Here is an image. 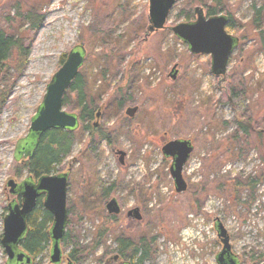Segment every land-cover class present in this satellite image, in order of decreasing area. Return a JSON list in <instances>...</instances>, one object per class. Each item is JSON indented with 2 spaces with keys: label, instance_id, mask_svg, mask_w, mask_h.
<instances>
[{
  "label": "rangeland",
  "instance_id": "1",
  "mask_svg": "<svg viewBox=\"0 0 264 264\" xmlns=\"http://www.w3.org/2000/svg\"><path fill=\"white\" fill-rule=\"evenodd\" d=\"M201 1L207 6L215 3ZM31 3L43 21L33 34L21 31L23 41L28 38L26 62L19 69L17 54L12 52L0 67V242L6 206L13 199L6 184L9 180L18 183L29 175L24 163L14 160L16 142L27 135L53 74L71 49L82 45L86 55L80 71L83 81L92 83L86 92L91 90L89 95L96 102L117 92L126 102L121 117H105L100 112L99 118H93L91 125L103 139L79 123L72 132L70 154L55 166L53 173L68 172L67 240L60 249V264L130 262L128 251L127 260L120 258L118 262L115 248L121 233L133 242L146 238L148 258L133 259L132 264H216L221 245L213 228L215 218L226 230L239 264H264V197L253 200L254 189L235 188L238 177L255 176L254 172L264 169V147H255L245 161L227 160L224 154L230 150L225 140L235 129L238 115L245 111L243 107L254 108L264 100V81H260L264 53L256 47L258 33L243 28L253 15V4L264 6V0L217 1V8L227 11L219 14H231L242 26L240 33H230L239 38V44L226 72H236L237 86L224 82L221 89L209 72V56L192 57L169 30L183 22L180 11L184 0H177L169 14L168 29L146 39L145 28L142 32L138 27L143 20L147 26L148 0H0V30L6 29L7 17L13 18L22 6ZM196 6L191 5V10ZM249 46H253L250 52ZM102 53L116 58L105 72V81L97 77L102 68L95 64V57ZM146 63L156 67L158 85L144 79ZM172 71L174 80L170 79ZM135 106V117H125V110ZM63 110L77 114L70 106ZM213 119L229 125L212 129ZM253 121L261 123L257 117ZM175 139L193 144L182 175L196 188L197 198L191 191L186 195L174 191L168 171L171 160L162 156L161 147ZM260 142L264 144L263 135ZM118 152L125 155L122 163ZM214 159L219 169L211 166ZM106 190L107 196L100 199V192ZM256 190L264 194L262 186ZM111 198L120 207L118 216L107 215L104 208ZM136 207L142 215L139 222L126 218V212ZM50 251L51 245L34 264H51ZM6 259L0 243V264Z\"/></svg>",
  "mask_w": 264,
  "mask_h": 264
},
{
  "label": "water",
  "instance_id": "2",
  "mask_svg": "<svg viewBox=\"0 0 264 264\" xmlns=\"http://www.w3.org/2000/svg\"><path fill=\"white\" fill-rule=\"evenodd\" d=\"M175 3L176 0H148L147 30L149 33L164 28ZM193 13L195 16L193 21L178 23L171 26L169 30L176 39L186 45L189 54L209 56L210 73L218 79V87H220L225 79L229 57L236 49L238 39L226 32L225 26L228 19L226 15L206 18L200 7H195ZM84 57L85 50L82 45L74 46L67 54L61 67L51 77L46 86L45 94L31 118L27 135L16 142L14 150L16 162L31 158L38 146L40 137L47 131L65 130L73 132L77 129V116L63 110L62 100L65 92L77 76ZM170 79H175L174 71L170 74ZM135 112L136 108H128L125 115L131 118ZM98 117L99 112L96 115V118ZM192 151L191 141L187 139L171 140L161 147L162 156L171 160L168 171L176 194L183 193L187 188L182 172ZM117 154L119 155V162L122 163L124 153L118 152ZM6 185L9 187L10 195L21 197L20 205L14 201L9 203L7 214L3 218L1 245L7 255V264H31V258L18 249V245L27 233V217L40 195H44L43 208L52 216V224L48 231V237L51 241L49 261L51 264H60L59 244L67 222V175H43L36 181L27 177L19 184L9 180ZM104 208L109 215L119 213L117 202L114 199L107 201ZM127 215L136 220L141 218L138 209H132ZM214 228L216 237L221 244V250L215 256V263L239 264L238 257L231 251L228 234L218 219L215 220Z\"/></svg>",
  "mask_w": 264,
  "mask_h": 264
},
{
  "label": "trees",
  "instance_id": "3",
  "mask_svg": "<svg viewBox=\"0 0 264 264\" xmlns=\"http://www.w3.org/2000/svg\"><path fill=\"white\" fill-rule=\"evenodd\" d=\"M217 1L218 0H215V3L213 5L207 6L206 3L201 0H184L185 7L180 11V17L183 18L184 22H189L190 20H192L193 12L191 10V5H194L195 3L203 9L207 16H216L220 15L219 13H227V11H225L224 9L217 8ZM22 7V11H18L17 14L13 16V18L7 17L5 19L6 24H4V26L6 25V29L0 30V67L4 66L3 62L11 57L12 52H16L17 66L19 69H22L29 52V45L27 47H24L28 38L23 41L25 34H23L21 31L24 30V32L33 34V32L41 25L43 21V16L38 12L39 9H36L32 3L24 5ZM252 10L253 15L247 23V26H243V28H247V30L251 28V31L254 30L258 33L259 40H257V42L259 46L256 47H258L257 49L264 53V6L257 7L253 4ZM225 15L228 17L226 31L228 33H240V28L242 26H240L232 18L231 14ZM138 28H144V20L142 22V25H140V27ZM138 28L135 27L134 34H137L139 32L137 30ZM8 30L12 31L13 33L9 32ZM97 39L98 41H103V39ZM92 42H95L94 36H92ZM115 42L117 44H121L120 41L115 40ZM253 46H249L247 50L250 52V50H253ZM242 51L243 49L239 51L238 55L241 54ZM63 58L64 56L62 57V61H64ZM115 60L116 58L112 54L106 55L102 53L101 55H97L95 57V64L97 67L102 68L101 71H97V77L105 81V72H107V68L110 70L111 68L109 67L114 66ZM81 68L79 69V72L75 79L72 81L69 89L64 94L62 104L63 107L70 106L72 111H75L77 113L79 123L84 125L83 129L90 130V134H93V132L96 131L97 139H103L104 135L99 130L93 129L91 125L93 118L96 117L97 111L100 110L101 114L105 115V117H121L122 107L125 104L126 100L119 98L116 94L117 92H110L108 98L104 99L103 101H93L92 97L89 95V92H91V90L86 92V90H88L86 88H89L92 83L83 81V77L81 74L82 71H80ZM235 73L236 72L234 70L230 71L226 75L223 83L225 82L226 85L233 84V86L236 87L237 78ZM260 81H264V75L261 76ZM223 83L220 85V87H218L217 85L218 89L222 88ZM100 90L101 89L98 90L96 96H99ZM119 90H123V88L117 89L116 91ZM231 91L233 92L234 89H231ZM71 93L75 94L74 97L72 95L73 98L68 96ZM241 93H244V91H241ZM112 96L114 97L111 98ZM242 110L245 111H241V113L238 115V118L234 123L235 129L225 140V144L230 147V150L224 153L227 160H241L242 152L246 147L249 148L255 146L258 150H260L259 148L264 147V144H261L260 142L261 136H259L257 139L258 142H260L259 147L257 146L256 139L253 135L249 134L248 138L245 136L244 132L246 130V127L241 121L244 114L247 113V117L250 122H254V118L257 117L260 118L261 123L264 124V100H262L261 102H257L254 108H248L244 106ZM220 125L227 126L229 125V123L227 121L219 123L218 121L213 119L211 128H220ZM71 145L72 132L69 133L63 130H49L41 137L35 153L28 161L24 163V167L28 171L29 175H32L34 178H37L42 174L51 173L55 169V166L60 165L63 159H65L70 154ZM211 166L219 169V164L215 159L211 160ZM216 170L214 172H216ZM263 171L264 169H261V171H256L255 176H249L246 179V182L243 183L246 184V186H241V179L237 180L235 188L240 189L241 187H248V189H253L256 184L255 180L253 179L259 178L264 180V175L262 173ZM215 175H217V172L215 173ZM194 191H196V188H191V192H193L192 196L194 198H197V194L195 195ZM106 196L107 190L100 192L99 198L104 199ZM51 221V215L47 211H45L40 204L36 206V208L33 209L31 214L28 216V231L25 239L21 242V246L32 256L33 260H36L37 257L44 254L46 248L49 245L50 240L48 238L47 232L50 227ZM65 239L63 241H65ZM146 243L147 241L145 237H140L139 240L137 239V241L133 242L121 233L117 238V248H115V252L119 256V258L126 259L125 252L128 251V260H130L129 264H132L133 259L140 261L142 259L145 260L148 258Z\"/></svg>",
  "mask_w": 264,
  "mask_h": 264
},
{
  "label": "flooded vegetation",
  "instance_id": "4",
  "mask_svg": "<svg viewBox=\"0 0 264 264\" xmlns=\"http://www.w3.org/2000/svg\"><path fill=\"white\" fill-rule=\"evenodd\" d=\"M176 2H177V0H176ZM176 4V3H175ZM175 6V5H174ZM196 7H199V6H196ZM202 9V8H201ZM203 10V9H202ZM193 12V11H192ZM204 15H205V17L206 18H209V17H211V16H207L206 14H205V12H204ZM195 19V16H194V13H193V19L192 20H190V21H193ZM228 20V19H227ZM184 22V21H183ZM227 24V23H226ZM144 28H145V31H144ZM144 28L142 29V32L144 31V39H146L148 36H150L151 34L153 35V34H155L156 32H163L165 29H168V27L166 26V23H165V25H164V28L163 29H161V30H158V31H155V32H152V33H149L148 32V30H147V28H148V21H147V26L145 27V25H144ZM225 29H226V26H225ZM227 32V31H226ZM228 33V32H227ZM230 34V33H229ZM231 35V34H230ZM173 38L175 39V40H178V39H176L174 36H173ZM238 38V37H237ZM179 41V40H178ZM238 43H239V38H238ZM185 45V44H184ZM187 49V48H186ZM188 51V50H187ZM189 53V52H188ZM191 55V54H190ZM192 57H199V56H205V55H195V56H193V55H191ZM146 66V68H144L145 70L144 71H146V74H143L144 75V79H146L147 81H148V83L150 84V85H152L153 84V86H155V85H158V84H155V82L158 80V78L156 77V74L158 73V71H156V67L154 68V67H152V66H150V65H148L147 63L145 64ZM140 66V65H139ZM142 68V66H140V69ZM153 68V69H152ZM210 70V69H209ZM210 72V71H209ZM215 78V77H214ZM154 88V87H153ZM137 106H135V107H130V108H136ZM98 111H100V110H98ZM126 111V110H125ZM137 111H138V107L136 108V112H135V114L133 115V117H127L126 115H125V112H124V115H125V117H127V118H129V119H132V118H134L135 117V115H136V113H137ZM78 116V115H77ZM248 114L247 113H245L244 114V116L242 117V119H241V121L243 122V125L246 127V130H245V136L248 138V135L250 134V135H253L254 137H255V139H256V144H257V146L259 147V144H260V142H258V137L259 136H261V135H263L264 136V124H262V123H256V122H250L249 120H248ZM70 133V132H69ZM45 134V133H44ZM43 134V135H44ZM42 135V136H43ZM41 136V137H42ZM41 137H40V139H39V142H40V140H41ZM38 145H39V143H38ZM38 147V146H37ZM254 148H255V146H253V147H246L245 149H244V151L242 152V157H241V161H245V159L247 160V159H249L248 158V155H249V153H250V151L251 150H254ZM37 149V148H36ZM36 149H35V151H36ZM259 149H261V148H259ZM35 151H34V153H35ZM26 160H27V158H25ZM30 159V158H29ZM28 159V160H29ZM24 160V159H23ZM23 160H20L21 161V164L22 163H25V162H23ZM27 160V161H28ZM64 160V159H63ZM20 161H18V162H16V163H19ZM62 163V162H61ZM20 164V163H19ZM54 171V170H53ZM53 171L51 172V173H47V174H42V175H40V176H43V175H57V174H63V173H61V172H59V173H53ZM254 174H256V172H254ZM67 186H66V194H67V188H68V172H67ZM244 175V174H243ZM39 176V177H40ZM250 176H253V175H250ZM27 177H31L32 178V180L33 181H36L39 177H37V178H34L32 175H28ZM26 177V178H27ZM26 178H24L23 180H21L20 182H22V181H24ZM248 177H243V178H239L238 177V179L237 180H240L241 179V186H246V184H243V183H245L246 182V179H247ZM253 179V178H252ZM253 180H255V182H256V184H255V186L253 187V189L256 191V194H254L251 198L254 200L255 198L256 199H260L261 197H264V194L263 195H261V194H257V190H256V187H260V186H262V190H261V193H264V186H263V184L262 183H259V182H261V179H259V178H256V179H253ZM20 182H18V184L20 183ZM14 183H15V181H14ZM186 185H187V188H186V190L183 192V193H181L182 195H186V194H190V191H191V186L190 185H188V182L186 181ZM7 186V185H6ZM9 188V187H8ZM245 189H244V191H247V190H249L248 189V187H244ZM236 190H238V188L236 189ZM8 192H9V190H8ZM194 194L196 195L197 194V190L196 191H194ZM12 196V195H11ZM198 196V195H197ZM13 197V199L9 202V203H12L13 201L14 202H16V204H18V205H20V203H21V197L19 196V195H15V196H12ZM66 197H67V195H66ZM112 199V198H111ZM110 199V200H111ZM43 200H44V195H40L37 199H36V204H35V206H34V208L33 209H35L36 208V206H38L39 204H40V201H42V204H41V206H42V208H43ZM115 200V199H114ZM116 201V200H115ZM195 201H197V200H195ZM117 202V201H116ZM9 203H8V205H9ZM106 203V202H105ZM8 205L6 206V211H8L7 210V207H8ZM104 206H105V204H104ZM117 206H118V208H119V213L118 214H116V215H109V214H107V215H109V216H118V215H120V207H119V205H118V203H117ZM33 209H32V211H33ZM44 209V208H43ZM132 209H138V211H140V209L138 208V207H136V208H132ZM132 209H130V210H128L127 212H126V218L127 219H131V220H134V221H141L142 220V215L140 214V212H139V215H140V220H136V219H134V218H132L131 216H128L127 215V213L129 212V211H131ZM45 210V209H44ZM31 211V212H32ZM46 211V210H45ZM31 212H30V214H31ZM7 213V212H6ZM49 213V212H48ZM66 213H67V216H68V209H67V206H66ZM106 213H107V211H106ZM29 214V215H30ZM50 214V213H49ZM28 215V216H29ZM51 215V214H50ZM52 217V216H51ZM27 219H28V217H27ZM217 218H215L214 220H213V228H214V224H215V220H216ZM219 220V219H218ZM219 222L221 223V221L219 220ZM26 223H27V220H26ZM51 224H52V221H51ZM50 224V225H51ZM222 224V223H221ZM66 227H67V222H66ZM50 228V227H49ZM49 230V229H48ZM65 230H66V228H65ZM214 230H215V228H214ZM27 231H28V225H27ZM27 234V233H26ZM47 235H48V232H47ZM65 236H66V239H65ZM25 237H26V235H25ZM25 237H24V239H25ZM49 238V237H48ZM23 239V240H24ZM65 239V241L67 240V235H66V231L64 232V234H63V236H62V238H61V240H60V249H61V246L62 245H64V243H65V241H63ZM22 240V241H23ZM50 240V239H49ZM21 241V242H22ZM21 242L19 243V245H18V249H20L22 252H24L25 254H27L30 258H31V264H34V262H35V260H33V258H32V256L28 253V252H26L23 248H22V246H21ZM1 243V242H0ZM49 245H51V241H49ZM48 245V246H49ZM4 249V248H3ZM7 256V255H6ZM118 257V256H117ZM117 257H115V258H117ZM49 258H50V256H49ZM119 258V257H118ZM123 260H127V259H123ZM120 261V258H119V260H118V262ZM124 263H129V261H121L120 262V264H124ZM5 264H7V259H6V263Z\"/></svg>",
  "mask_w": 264,
  "mask_h": 264
}]
</instances>
